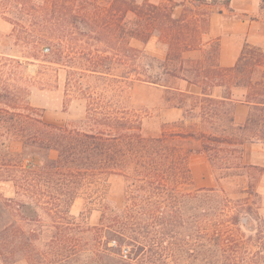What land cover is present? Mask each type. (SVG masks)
<instances>
[{
  "label": "trees",
  "instance_id": "obj_1",
  "mask_svg": "<svg viewBox=\"0 0 264 264\" xmlns=\"http://www.w3.org/2000/svg\"><path fill=\"white\" fill-rule=\"evenodd\" d=\"M231 1L0 0L13 31L33 39L24 55L39 59L57 35L54 60L69 57L61 64L70 69L67 90L87 102L83 118L56 124L24 91L1 88L0 186L11 184L13 196L0 191V264H264V219L252 200L253 172L262 169L242 162L246 143L264 142V47L246 43L233 67H221L219 38H208L207 7ZM22 15L39 18L32 31ZM155 38L165 58L131 43ZM19 66L0 57V75ZM136 83L174 92L192 127L146 136L127 103ZM236 103L253 106L243 125ZM189 139L201 141L219 182L247 171L243 197L233 200L222 185L194 188L193 150L180 143ZM107 176L127 183L121 206L106 197ZM85 193L100 201L97 225L89 211L71 213Z\"/></svg>",
  "mask_w": 264,
  "mask_h": 264
},
{
  "label": "rangeland",
  "instance_id": "obj_2",
  "mask_svg": "<svg viewBox=\"0 0 264 264\" xmlns=\"http://www.w3.org/2000/svg\"><path fill=\"white\" fill-rule=\"evenodd\" d=\"M143 1L138 0L139 3ZM167 1L150 0V2L156 4ZM169 1L178 2L179 0ZM207 10L211 14L210 32L213 31L217 36L216 38L223 35L233 36L236 32L242 31L244 41L264 42V0H232L229 6H210L207 7ZM181 11L182 8H177L175 14L179 15ZM22 16L24 22L21 25H25L26 28L32 31V28L37 26L34 23L39 18L33 19L31 16ZM9 18L11 19L12 16H5L0 7V57L14 59L21 66L17 68V71L14 70L0 75V90L2 87H7L10 90L24 91L28 103L32 107L41 110L46 122L65 124L69 119L83 118L87 102L67 90L68 79L71 76L69 75L70 69L61 65L68 64L69 57L63 54L57 60H54L56 57L53 55V51L57 46V35L53 42L45 43L39 59H32L20 51L21 46L25 45L24 42H31L32 37L19 27H16V31H13L15 26L9 21ZM26 20L29 22L27 23ZM131 43L158 58L164 55L167 50L166 46L160 44L156 38L146 45L136 40ZM51 60L57 61L59 64L50 63ZM164 84L177 86L183 91L192 92L194 89L184 81H169ZM128 94L127 103L139 111L143 117V131L146 136H160L163 132L185 131L192 127L191 121H185V119L176 121L178 115L173 110L175 99L179 100V97L174 92L168 91L164 87L136 83L128 90ZM180 143L187 150H193L192 154L199 149V144L192 139ZM240 173L244 174L243 177H232L227 183L223 182L222 185L233 200L244 196L240 192V187L242 185L247 187L251 181L247 171H241ZM253 173L257 178L258 172ZM103 185L106 188V197L116 206H121L127 186L125 180L118 176H107ZM0 191L7 197L13 196L11 184L0 186ZM252 200L257 203L253 206V211L256 212L257 208L261 206V202L259 198H253ZM85 210L89 211L88 222L91 225H97L100 219V201L91 197L89 193L77 198L71 208V213L79 217L81 212ZM14 264H27V262L22 260Z\"/></svg>",
  "mask_w": 264,
  "mask_h": 264
},
{
  "label": "crops",
  "instance_id": "obj_3",
  "mask_svg": "<svg viewBox=\"0 0 264 264\" xmlns=\"http://www.w3.org/2000/svg\"><path fill=\"white\" fill-rule=\"evenodd\" d=\"M217 36L211 31L208 35L209 39H214ZM243 32L239 31L230 35H223L219 38V54L218 64L221 67H233L240 57L242 49L246 43L253 44L255 46L264 47V42L255 43L251 40L244 41ZM239 38V39H238ZM196 54V53H195ZM165 55H161L160 58H165ZM190 85V84H189ZM192 86V85H191ZM192 93H199V89L195 86ZM253 106L245 103H236L234 106V118L237 125H243L249 114L252 112ZM173 112L178 115L176 121L184 120V111L180 108H174ZM199 144L197 152L192 154L189 160L193 186L196 189L200 188H213L223 185L219 182L215 175L211 163L208 160L207 155L201 149V141L193 140ZM242 162L246 166L257 167L262 169L258 172L255 180V190L259 194L261 206L259 213L264 219V142H249L246 143L243 148Z\"/></svg>",
  "mask_w": 264,
  "mask_h": 264
},
{
  "label": "built area",
  "instance_id": "obj_4",
  "mask_svg": "<svg viewBox=\"0 0 264 264\" xmlns=\"http://www.w3.org/2000/svg\"><path fill=\"white\" fill-rule=\"evenodd\" d=\"M46 51H48V49H46ZM125 254H127V251H124Z\"/></svg>",
  "mask_w": 264,
  "mask_h": 264
}]
</instances>
